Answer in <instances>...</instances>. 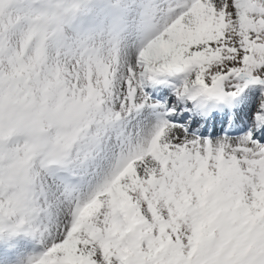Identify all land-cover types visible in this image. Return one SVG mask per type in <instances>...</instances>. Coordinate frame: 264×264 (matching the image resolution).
Masks as SVG:
<instances>
[{
	"label": "snow or ice",
	"instance_id": "obj_1",
	"mask_svg": "<svg viewBox=\"0 0 264 264\" xmlns=\"http://www.w3.org/2000/svg\"><path fill=\"white\" fill-rule=\"evenodd\" d=\"M201 6L203 37L178 46ZM107 7L119 19L76 30L93 0H0V61L27 38L54 52L37 81L63 64L84 95L77 64L106 75L81 144L21 162L0 141V264H264V0Z\"/></svg>",
	"mask_w": 264,
	"mask_h": 264
},
{
	"label": "rangeland",
	"instance_id": "obj_2",
	"mask_svg": "<svg viewBox=\"0 0 264 264\" xmlns=\"http://www.w3.org/2000/svg\"><path fill=\"white\" fill-rule=\"evenodd\" d=\"M106 1L115 2V0ZM68 2L71 3L73 0H68ZM202 8L203 6L195 14L196 24L194 26L187 31L185 28L182 29L178 36L172 34V39L176 37L178 40L177 42L176 39H173L178 46H183L185 42L197 43L203 37L207 24ZM97 15L98 20H101L102 15L98 10ZM137 15L138 12H134L135 18ZM132 20L134 19L131 18ZM194 23L195 18L191 22L188 21L187 24L186 21L183 22L182 26L189 27ZM88 29L97 28L85 27V30ZM27 43V38H25L24 44L13 43L14 55L17 56L16 62H10L7 58L0 61V118L2 115L8 114L10 120L6 124L11 128L7 133L2 134L3 138L0 141L6 143L10 140L14 141L12 149L21 162L25 159L26 151L34 153L35 150L45 147L50 151L64 150L81 144L85 139L86 130L94 118V108L90 96L87 93L82 95L77 80L68 75L74 71L73 68L61 64L62 72L58 71L47 77L41 76L39 81L36 80V75L41 72V57L46 55L51 60L54 52L50 47L46 49V52L40 50L43 47L42 42L33 44L32 50L26 51L25 44ZM97 43H99V39H97ZM104 59L107 60L106 54ZM91 66L95 67V64ZM76 67H79L78 75L83 77L79 84L86 88L84 77L88 75L94 79V74L87 68V63L83 66L77 64ZM99 69L101 70L100 67ZM96 74L98 79L96 88L101 95L100 89L103 87V83L99 81L98 70ZM69 83L71 87H69ZM58 85H62V87ZM10 109L21 114H26L30 110H40L42 117L16 119L9 111ZM12 119H15L13 124H11ZM122 196L123 191L117 188V198ZM29 239L31 237L22 236L20 242Z\"/></svg>",
	"mask_w": 264,
	"mask_h": 264
},
{
	"label": "bare ground",
	"instance_id": "obj_3",
	"mask_svg": "<svg viewBox=\"0 0 264 264\" xmlns=\"http://www.w3.org/2000/svg\"><path fill=\"white\" fill-rule=\"evenodd\" d=\"M193 18H194V17L192 16V19H193ZM192 19H190V20H186V24L188 23V21L191 22ZM130 21H131V20H130ZM129 23H130V22H129ZM135 23H136L135 20H132V21H131L130 29L134 28V26L137 25V24H135ZM130 29H129V30H130ZM19 251H20V254L23 255V256H27V255L32 254V250L29 249V248H27L26 244H24V243L19 245ZM0 254H3L1 250H0Z\"/></svg>",
	"mask_w": 264,
	"mask_h": 264
}]
</instances>
